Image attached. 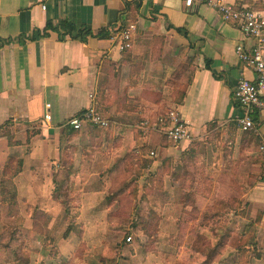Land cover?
Masks as SVG:
<instances>
[{"label":"crops","instance_id":"0c3cea01","mask_svg":"<svg viewBox=\"0 0 264 264\" xmlns=\"http://www.w3.org/2000/svg\"><path fill=\"white\" fill-rule=\"evenodd\" d=\"M126 1L133 0H0V172L6 158L22 147L29 149L23 156V163L27 161L29 166L56 159L62 136L72 130L66 126L68 120L90 106L96 109L98 93L106 89V77L117 73L121 77L117 88L124 94V108L138 105L139 114H117L109 122L96 109L108 122V141L104 135L89 137L88 129H94L89 123L75 131L82 132L77 139L84 142L92 138L99 148L117 152L126 145L134 150L150 144L160 164L162 159H176L191 149L209 125L250 134L258 145L263 170L244 193V199L248 219L255 225V241L261 246V259L255 258L253 264H264V154L260 151L264 143V111L252 110L254 130L242 131L235 118L243 111L233 97L240 78L255 79V74L235 55L236 46L249 49L252 41L236 23L222 20L209 5L214 0H193L190 7L184 5V0H140V18L135 23L131 51H121L120 29L129 26ZM224 1L264 14V0ZM63 20L85 26L93 35L105 29L109 38H86L80 42L65 37L60 41L52 31L39 38L47 22L56 25ZM18 39H23L24 44L20 45ZM46 105L50 108L46 109ZM169 111H175L188 127L189 140L172 143L166 138L159 119ZM46 113L51 116L49 122L43 118ZM134 123L140 125L145 136L130 130L133 126L129 125ZM13 125L26 131L37 126V132L28 135L24 130L23 139L12 140L21 142L10 144L2 132ZM31 167L29 172H33ZM22 171L23 167L13 179L16 200L26 198L31 202L38 197L39 190L33 185L37 178L22 180Z\"/></svg>","mask_w":264,"mask_h":264},{"label":"rangeland","instance_id":"374dc122","mask_svg":"<svg viewBox=\"0 0 264 264\" xmlns=\"http://www.w3.org/2000/svg\"><path fill=\"white\" fill-rule=\"evenodd\" d=\"M129 14L127 25L135 26L139 10ZM120 78L107 76L106 89L97 96L96 109L109 122L117 114L140 112L135 104L124 108ZM129 126L144 135L140 125ZM24 130L13 125L2 133L18 144L21 140H12L23 139ZM26 132L34 135L37 126ZM88 132L109 139L108 130ZM79 134L62 136L58 157L49 164L23 163L25 147L6 158L3 168L12 171L20 161L22 180L36 177L33 185L39 191L31 202L0 204V264H253L261 259L244 199L263 170L250 134L209 125L191 149L160 164L150 144L134 150L126 145L117 152L99 148L92 138L82 142ZM204 229L211 232L210 262L200 254ZM228 230L239 237H226Z\"/></svg>","mask_w":264,"mask_h":264},{"label":"built area","instance_id":"2783aa9c","mask_svg":"<svg viewBox=\"0 0 264 264\" xmlns=\"http://www.w3.org/2000/svg\"><path fill=\"white\" fill-rule=\"evenodd\" d=\"M193 0H184V5L190 7ZM209 5L216 9L218 15L225 22L236 23L241 33L252 41L249 49L238 45L235 48L237 59L247 66L254 74V80L240 78L235 85L233 97L238 107L243 111L242 115L235 118V124L242 131H253L254 123L250 112L252 110L264 111V14L252 9L237 8L224 0L210 1ZM135 31L133 25L124 28L120 35L121 51L131 47L132 35ZM49 109V105L45 106ZM44 120L51 121L49 113L44 114ZM89 123L93 126L107 128L108 122L93 107L90 106L80 116L68 120L66 126L79 131L82 125ZM159 123L165 128L164 134L172 143H179L190 139V131L175 111H169ZM264 154V143L260 147ZM152 156L153 152L150 153ZM131 238L127 239L129 242Z\"/></svg>","mask_w":264,"mask_h":264},{"label":"trees","instance_id":"16d2710c","mask_svg":"<svg viewBox=\"0 0 264 264\" xmlns=\"http://www.w3.org/2000/svg\"><path fill=\"white\" fill-rule=\"evenodd\" d=\"M142 3L140 0H133L132 2H125V10L130 12L133 11H138L141 7ZM125 28V27H124ZM124 28H121V30H123ZM48 31H52L58 34V39L60 41H63L65 37L70 38L71 40H76V41H80V42H84L86 38H95V39H107L109 38V32L105 29H101L99 30L96 35H93L90 31L87 30V28L85 26H75L73 23H71L70 21L67 20H63V21H58L56 25H54L51 21L47 22L45 25V28L42 32V35H39V38H45L48 35ZM177 32L180 33L181 30L177 29ZM31 40H34V37L31 38ZM24 40L23 39H18V43L20 45L24 44ZM83 112V111H82ZM80 112L77 116H80V114L82 113ZM95 130H106L105 128H101L98 126H94ZM76 133L75 130H66L65 132V137H71L73 136V134ZM16 167H14V169L11 171L9 169L8 166H6V168H3V177H2V182H1V190H0V204L4 203L6 205H15L17 202V195H16V188L14 186V184H12V180L15 178V176H17L20 172H21V162L18 161L15 165ZM6 194V195H5ZM5 196V197H2ZM8 198V199H7ZM245 206H247V204L245 203ZM257 222V221H256ZM201 233L203 234V238H205L206 242L203 240V249L202 251H200V254L205 255L207 257V261L210 262L214 251L211 249V245H212V238H211V232H209L208 230L204 229L203 231H201ZM226 237L228 236H235L238 235V233L233 232V230H228L226 233ZM242 237V236H241ZM214 239V237H213ZM239 242V241H238ZM229 245V244H226ZM226 245L224 244V247H226ZM211 249L210 251H208V249ZM205 261V262H207ZM208 262V263H209ZM207 264V263H205Z\"/></svg>","mask_w":264,"mask_h":264}]
</instances>
